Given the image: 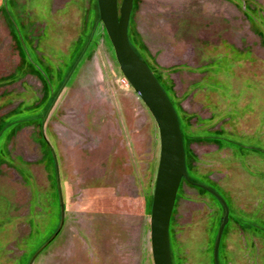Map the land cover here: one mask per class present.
<instances>
[{"label": "rangeland", "instance_id": "rangeland-1", "mask_svg": "<svg viewBox=\"0 0 264 264\" xmlns=\"http://www.w3.org/2000/svg\"><path fill=\"white\" fill-rule=\"evenodd\" d=\"M132 1L129 42L175 109L187 176L228 207L218 264H264V0ZM98 15L0 0V264H153L158 129ZM223 217L182 180L172 264H214Z\"/></svg>", "mask_w": 264, "mask_h": 264}, {"label": "water", "instance_id": "water-1", "mask_svg": "<svg viewBox=\"0 0 264 264\" xmlns=\"http://www.w3.org/2000/svg\"><path fill=\"white\" fill-rule=\"evenodd\" d=\"M96 2L99 20L112 45L119 70L150 112L158 129L159 161L150 212L152 262L172 264L169 253V225L178 187L181 181L185 180L213 195L224 208V217L218 228L213 248L214 264H218V248L222 231L228 221V207L218 193L202 184L192 182L187 176L183 138L175 109L151 69L129 42L128 23L133 1L122 0L120 5L118 0H96ZM58 231L47 243L54 239Z\"/></svg>", "mask_w": 264, "mask_h": 264}, {"label": "trees", "instance_id": "trees-1", "mask_svg": "<svg viewBox=\"0 0 264 264\" xmlns=\"http://www.w3.org/2000/svg\"><path fill=\"white\" fill-rule=\"evenodd\" d=\"M97 9H98V7H97ZM136 53H137V52H136ZM81 56H82V55H81ZM155 77H156V76H155ZM156 79H157V78H156ZM64 83H65V82H64ZM63 85H64V84H63ZM61 88H62V87H61ZM162 88H163V87H162ZM52 104H53V103H52ZM52 104H51L50 107L48 108V110H47V114H48V112L50 111V108L52 107ZM42 124H43V123H42ZM51 238H52V237H51ZM51 238H50V239H51ZM50 239H49V240H50ZM49 240H48V241H49ZM48 241H47V242H48ZM47 242H46V243H47Z\"/></svg>", "mask_w": 264, "mask_h": 264}, {"label": "built area", "instance_id": "built-area-1", "mask_svg": "<svg viewBox=\"0 0 264 264\" xmlns=\"http://www.w3.org/2000/svg\"><path fill=\"white\" fill-rule=\"evenodd\" d=\"M123 83L126 84V85L129 84L125 78L123 79Z\"/></svg>", "mask_w": 264, "mask_h": 264}]
</instances>
